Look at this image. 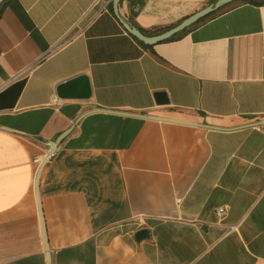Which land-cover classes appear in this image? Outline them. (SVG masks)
<instances>
[{
    "label": "crops",
    "instance_id": "crops-1",
    "mask_svg": "<svg viewBox=\"0 0 264 264\" xmlns=\"http://www.w3.org/2000/svg\"><path fill=\"white\" fill-rule=\"evenodd\" d=\"M210 1H6L0 264H264V4L151 46L122 24L158 34ZM80 74L90 97L58 98Z\"/></svg>",
    "mask_w": 264,
    "mask_h": 264
},
{
    "label": "water",
    "instance_id": "water-1",
    "mask_svg": "<svg viewBox=\"0 0 264 264\" xmlns=\"http://www.w3.org/2000/svg\"><path fill=\"white\" fill-rule=\"evenodd\" d=\"M121 0H112V8L114 12L117 14L118 3ZM237 0H215L212 3L205 5L204 7L196 10L195 12L185 16L181 21H179L174 26L168 28L167 30L160 32L154 35H145L140 32V30L135 26H129L128 23L122 22L124 28L138 41L146 44L152 45L156 42H160L168 39L172 35L183 31L185 28L190 26L191 24L197 22L201 18L221 9L223 6L232 3ZM3 0H0V5ZM90 85L86 75L80 74L69 78L65 81L60 82L56 87V96L61 99H88L90 97ZM156 103L157 104H165L167 103V98L165 93L159 91L156 93ZM99 110V109H92ZM142 116V114H139ZM151 118H157L155 116L146 115ZM255 125L264 124V120H260L254 123ZM70 128L65 129L60 134H58L54 140H50L48 145L47 156L48 158L53 154L57 144L68 134ZM148 236V230L146 228H139L134 233V238L136 241H139Z\"/></svg>",
    "mask_w": 264,
    "mask_h": 264
},
{
    "label": "trees",
    "instance_id": "trees-1",
    "mask_svg": "<svg viewBox=\"0 0 264 264\" xmlns=\"http://www.w3.org/2000/svg\"><path fill=\"white\" fill-rule=\"evenodd\" d=\"M7 0H3V2L1 3L0 5V11L3 7V5L6 3ZM214 2L213 0L210 1V3ZM235 2H249V3H253V4H256V5H263L264 4V0H237V1H234L232 3H235ZM232 3H229L225 6H223L221 9L201 18L200 20H198L197 22L191 24L190 26H188L187 28H185L183 31H180L174 35H172L171 37L168 38V40H172V39H176V38H179L181 37L183 34H185L186 32H188L189 30L193 29L194 27L200 25L201 23H203L204 21H206L207 19L211 18V17H214L215 15L219 14L220 12H222L224 9H226L228 6H230ZM134 25L140 30L141 33L145 34V35H154L156 34L157 32H159L158 29H154V30H151V31H146L144 29H142L141 27H139L136 23H134ZM140 42V41H139ZM142 43V42H140ZM143 45H146L144 43H142ZM146 46H151V45H146Z\"/></svg>",
    "mask_w": 264,
    "mask_h": 264
},
{
    "label": "built area",
    "instance_id": "built-area-1",
    "mask_svg": "<svg viewBox=\"0 0 264 264\" xmlns=\"http://www.w3.org/2000/svg\"><path fill=\"white\" fill-rule=\"evenodd\" d=\"M47 160H48V156L47 155H45L42 158H38V157L34 158V161L37 163V172L38 173H39L41 167L47 162ZM226 209H227L226 206H221V207H218L216 209V212H217L218 216L220 217V219H223V217H224V215L226 213ZM238 225H239V222L238 223L229 224L227 231L230 232V231L236 230Z\"/></svg>",
    "mask_w": 264,
    "mask_h": 264
}]
</instances>
